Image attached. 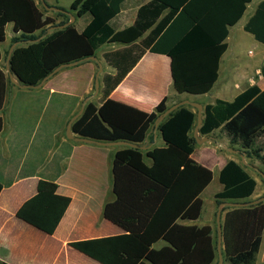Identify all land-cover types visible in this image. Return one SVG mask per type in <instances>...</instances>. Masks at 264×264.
Wrapping results in <instances>:
<instances>
[{
  "label": "trees",
  "instance_id": "trees-1",
  "mask_svg": "<svg viewBox=\"0 0 264 264\" xmlns=\"http://www.w3.org/2000/svg\"><path fill=\"white\" fill-rule=\"evenodd\" d=\"M126 0H74L70 6L76 18L91 16L83 31L76 24L52 31L39 43L27 44L38 32L64 25L70 17L59 13L46 16L35 0H0V43L6 39V26L14 24L19 42L10 59V69L21 84L37 86L56 68L96 56L108 44L125 45L107 51L105 61L116 74H105L99 101H90L72 125L74 134L104 142L127 141L144 145L156 121L170 108L165 97L149 115L126 109L108 100L116 87L148 50L171 60L173 88L178 94L206 95L219 78L221 59L228 49L229 29L244 16L252 0H153L141 7L136 23L116 30L112 21ZM168 16L155 27L153 39L144 35L154 27L148 15ZM65 10V9H62ZM245 31L264 45V0L245 25ZM136 53L133 55V53ZM0 111L3 109L9 79L1 66ZM264 80V67L261 70ZM181 106L160 123L158 131L164 146L143 151L119 149L113 159L115 200L106 204L104 217L122 228L117 236L83 240L70 245L100 264H216L217 237L211 225L197 222L203 211L202 194L214 179V172L192 157L197 143L194 128L197 112ZM4 120L0 117V133ZM223 129L233 144L260 158L253 149L264 137V90L254 86L233 101L217 99L203 111L200 134L203 137ZM249 151H252L251 153ZM149 160V161H148ZM223 189L215 194L225 201L247 202L257 182L246 167L229 160L219 173ZM3 184L0 183V193ZM72 199L58 194L55 182L41 180L35 196L26 201L17 216L29 225L54 234ZM223 254L227 264H256L264 233V202L245 208L225 207ZM159 242L164 245L156 248Z\"/></svg>",
  "mask_w": 264,
  "mask_h": 264
},
{
  "label": "crops",
  "instance_id": "crops-1",
  "mask_svg": "<svg viewBox=\"0 0 264 264\" xmlns=\"http://www.w3.org/2000/svg\"><path fill=\"white\" fill-rule=\"evenodd\" d=\"M35 1L42 9L40 3L44 0ZM73 1L45 0V3L51 7L69 10ZM152 1L126 0L122 11L112 21L116 30H124L134 25L141 7ZM262 1L252 0L248 3L242 19L229 29L230 33L226 40L228 49L221 59L219 78L210 93L198 95L207 96L217 91L214 101L201 102L204 107L207 104H214L217 99L233 101L254 86L264 90L261 73L264 67V45L258 41L254 45L255 48H259L260 58L255 64L246 61L245 63L239 59L241 55L238 52H231L233 28L240 26V29L245 31V25ZM220 2L225 6L231 3L230 0ZM250 7L252 10L249 12ZM45 14L50 16L48 13ZM168 14L167 9L156 19L152 15L144 18L149 19V23H153L154 27L143 38L153 39L155 27L161 24ZM90 21L91 16L87 15L76 19L74 23L81 32ZM52 31L54 30L49 27L46 32L36 33V38L27 44L41 42ZM21 34L15 33L14 24L10 23L6 26V39L0 43L1 66L9 79L6 101L0 111V117L4 120V128L0 133V183L3 184L0 193V264H100L70 244L125 233L122 228L104 217L106 204L116 198L113 191V159L116 152L125 146L106 147L76 142L69 137L68 125L80 112L85 98L95 91L99 62L104 68L100 75L101 89L104 75L116 74V69L105 61L104 53L124 48L125 45L111 44L114 45L112 49L103 51L101 55L97 53L99 62L84 61L72 67H65L40 87L24 88L21 87V83L10 79L7 70L11 50L13 53L16 47L26 44L13 43L14 38L20 37ZM252 37L254 38L253 35ZM239 48L243 54L246 53L245 45L239 44ZM135 54L134 52L133 55ZM247 54L249 57L257 55L252 50ZM174 91L170 58L147 50L108 100L126 109L149 115L165 97L169 98L170 107L181 102L171 101L177 96ZM100 97L101 94L92 101H99ZM191 110L196 112L193 108ZM72 136L75 137L76 134L73 133ZM143 146L147 148L146 150L164 146L158 128L153 127L150 130ZM253 149L260 150V155L264 157L263 136L256 139ZM225 151L228 152V156L223 153L218 156L222 161L219 166L213 160H199L194 154L192 157L211 169L214 172V179L216 176L219 178L221 169L229 160L244 165L257 182L250 201L264 198L263 161L240 147L225 148ZM41 180L55 182L58 185V194L72 199L66 214L52 235L29 225L17 216L24 203L36 195ZM222 189L221 185L216 193ZM207 211L204 203L201 218L197 222L187 224L211 225L209 220H205ZM224 216L225 212L222 222ZM163 245V242H159L156 248ZM256 264H264V233Z\"/></svg>",
  "mask_w": 264,
  "mask_h": 264
},
{
  "label": "rangeland",
  "instance_id": "rangeland-1",
  "mask_svg": "<svg viewBox=\"0 0 264 264\" xmlns=\"http://www.w3.org/2000/svg\"><path fill=\"white\" fill-rule=\"evenodd\" d=\"M63 1H65V0H63ZM44 2H45V0H44ZM43 5H44L43 3H40V6L45 13H48L51 17H57L58 21L62 19L61 17L58 16V14L60 12L47 10L45 7H43ZM250 8L251 9H249V12L252 10V7H250ZM231 35H232L231 52L232 51L238 52V54L241 55L239 59L242 60L243 62L246 61L247 63L255 64L256 62L259 61V59H260L258 56L259 55V48L257 49L254 47V45L258 42L252 37V35L245 32L243 29L241 30L240 26L233 28ZM239 44L245 45V47H246V50H245L246 53L245 54H243L244 52L242 50H240ZM113 46L114 45H111V44L105 45L104 47H102L98 51V54L101 55L103 51L108 50V49H112ZM251 50L253 52H256L257 55H255L254 57H249L247 53ZM174 92L177 94V96L172 98L171 101L189 100L191 102L201 104V102H204V101H214L217 97L216 96L217 91H213V93H211V95H207V96H194V95H189V94H178L176 91H174ZM191 107L196 112H198L196 107H193V106H191ZM193 134H194V132H193ZM209 137H210L209 141L203 142L201 144H199L198 142L196 143L195 153H194L195 158H197L199 160H201V159L202 160H210V161L213 160V161L217 162L216 164H217V166H219L222 161L219 160L218 156L222 153L225 156H228L227 155L228 152L225 151V148H238L239 147L238 144H233L231 142V139L228 137V135L226 134V132L223 129L215 131ZM199 138L202 139L204 137L201 134H199ZM143 151H147V150H143ZM220 188H221V185L219 182V178H218V176H216L213 183L209 186V188L205 191V193L202 196L204 199V203H205V211L208 210L205 214V220L210 221V223L214 229V233L217 237V241H218L217 213L219 210V204L217 203V201L215 199V193ZM223 258H224V254H223ZM218 262H219V257L217 259L216 264H218ZM224 264H227V263H224Z\"/></svg>",
  "mask_w": 264,
  "mask_h": 264
},
{
  "label": "water",
  "instance_id": "water-1",
  "mask_svg": "<svg viewBox=\"0 0 264 264\" xmlns=\"http://www.w3.org/2000/svg\"><path fill=\"white\" fill-rule=\"evenodd\" d=\"M45 8L47 10H52V11H56V12H61V13H64L66 15H68L71 20L67 23H65L64 25H61V26H57V27H51L52 30H56V29H64L70 25H72L76 18L71 14L70 11H67V10H62L60 8H57V7H51V6H48L45 2H43ZM15 47V45L13 46V48ZM12 48V49H13ZM12 54V50L10 52V55H9V59H8V65H7V70H8V73H9V77L10 79L13 81V82H17V83H20V81L16 78V76L12 73L11 69H10V56ZM98 61V58L96 56H91V57H87L85 58L84 60H80V61H76V62H73V63H69V64H63V65H60L58 68H56L52 73H50V75H48L47 77H45L42 82L37 85V86H30V85H24V84H21V87H24V88H37V87H40L41 85H43L51 76H53L54 74H56L58 71H60L61 69L65 68V67H72V66H75V65H78L79 63L81 62H84V61ZM104 68H103V65L102 63L99 62V71L97 72L96 74V78H95V91L93 94H91L90 96H88L87 98H85L83 104H82V108L80 110V112L74 116V118H72V120L70 121L69 125H68V134H69V137L70 138H73L76 142H81V143H87V144H95V145H99V146H106V147H110V146H125V147H131V148H134V149H141V150H146L147 148L142 146V145H139V144H135V143H131V142H127V141H118V142H104V141H98V140H94V139H91V138H87V137H82V136H78L76 135L75 137L72 136L73 134V131H72V125H73V122L75 120H77L83 113H84V110H85V107L86 105L92 101V99H94L95 97H97L99 94H100V75L101 73L103 72ZM186 105H190V106H193V107H196L198 112H197V124L194 128V137L196 139V141L201 144L203 142H206V141H209L210 140V137L207 136V137H204V138H199V134H200V127L202 126L203 124V111H204V106L202 104H199V103H194V102H191L189 100H184V101H181L173 106H171L155 123L154 127L155 128H158L160 123L163 122L165 120V118L167 116H169L172 112H174L176 109H178L179 107L181 106H186ZM233 151V150H231ZM234 152V151H233ZM261 202H264V198H261L260 200H256V201H247V202H232V201H225L223 203H221L219 205V210H218V213H217V223H218V243H217V251H218V257H219V262L218 264H224L225 261H224V258H223V227H222V215H223V209L225 207H231V208H245V207H249V206H253V205H257Z\"/></svg>",
  "mask_w": 264,
  "mask_h": 264
}]
</instances>
